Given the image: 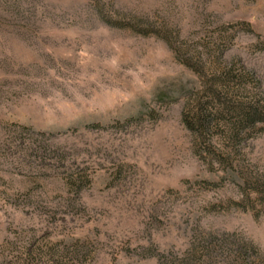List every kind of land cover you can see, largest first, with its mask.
<instances>
[{"label": "rangeland", "instance_id": "obj_1", "mask_svg": "<svg viewBox=\"0 0 264 264\" xmlns=\"http://www.w3.org/2000/svg\"><path fill=\"white\" fill-rule=\"evenodd\" d=\"M253 103L264 0H0V264H264Z\"/></svg>", "mask_w": 264, "mask_h": 264}, {"label": "trees", "instance_id": "obj_2", "mask_svg": "<svg viewBox=\"0 0 264 264\" xmlns=\"http://www.w3.org/2000/svg\"><path fill=\"white\" fill-rule=\"evenodd\" d=\"M183 62L187 67L189 68H193V69H197L195 68V65L197 64V62H195L196 64H193V62H191L190 60L186 59L185 61H181ZM191 63V64H190ZM225 70L223 72H221V76L222 79H216L214 81H216L213 86L210 88H208L207 91V95L206 98H203V100L201 98H198L197 100V110L194 112H191L192 114H189L188 117L184 116V120L183 123L186 126V128L194 133H196L198 136L200 135V137L203 139L202 134L205 133L208 129V127H217L219 126V121L221 120H225V116H223L222 114H215L218 110V108H216L215 103L217 102L220 105V108H228L230 109L232 107V105H230L229 102H226V104L224 103V101L221 100V93L224 90V95L228 94V89H227V83L224 81H230L232 80V74L231 72L233 71L231 67L225 65ZM215 79V78H213ZM218 80V81H217ZM213 81V82H214ZM209 108H213V112L214 115H217L216 117L213 116V114H207L208 109ZM233 108V107H232ZM240 108L242 110L241 113V120H240V126H244L247 127L248 129H254L257 127L258 124L260 123H264V111H262L261 107L258 104H240ZM211 112V113H213ZM224 125L225 127L232 128L235 130V126H239V124H233V122H229L227 120V122L224 121ZM237 129V128H236ZM242 129V128H239ZM234 130H229V132H232ZM238 130V129H237ZM231 139L236 138L237 137V132L235 133H231L229 134ZM226 136V137H229Z\"/></svg>", "mask_w": 264, "mask_h": 264}]
</instances>
